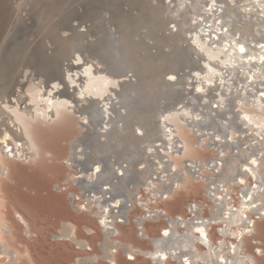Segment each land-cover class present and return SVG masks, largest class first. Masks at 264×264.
I'll return each mask as SVG.
<instances>
[{"label": "bare ground", "instance_id": "bare-ground-1", "mask_svg": "<svg viewBox=\"0 0 264 264\" xmlns=\"http://www.w3.org/2000/svg\"><path fill=\"white\" fill-rule=\"evenodd\" d=\"M9 1L12 5L18 2ZM23 1L26 4L19 0ZM68 2L57 0L52 11L56 6L59 12L66 9ZM77 2L72 6L77 11L88 4L86 0ZM100 2L104 9L109 7L104 0H96ZM120 2L123 6L118 11L122 12L114 25L122 23L121 29L116 31L102 21L106 28L96 25L95 33L85 22L79 24L80 30L88 27L93 37L90 31L75 27L77 20L71 14L56 21L47 11L50 7L44 5L48 15L43 14L49 18L36 29L38 38L48 54L54 49L51 56L55 58L67 51L61 58L66 63L57 61L51 69L43 51L33 52L35 36L34 43L21 48L24 52L16 56L17 61L4 62L5 69L0 71V176L9 172L10 162L45 153L36 138V119L50 121L62 112L76 113L78 131L69 139L64 156L65 180L81 192L70 196L75 214L87 213L98 220L105 238L98 243L101 254L77 257L72 264L98 259L117 264L120 249L127 260L141 256L150 264H260L257 257L263 249L247 252L245 237L252 244L262 242L252 234L255 220H264V0H150L146 11L156 17L153 20L148 15V24L153 20L152 26L156 23L158 27L149 26L158 32L155 40L170 39L169 48L186 56L180 60L197 64L186 72L185 65L170 61L169 67L177 72L164 77L161 72L166 69L167 56L173 55L171 50H159L162 56L156 51L145 65L146 46L153 43L141 49L140 33L132 34L133 38L139 35L138 44L130 42L138 40H130L128 33L129 28L140 27L134 21L136 5L134 0ZM96 3L94 8L101 12ZM128 5L134 10L126 9ZM21 9L12 12L1 42L16 27ZM89 17L96 20L101 16ZM168 20L172 27L166 26ZM148 35L146 31L147 41ZM98 41L103 48L106 43L109 51L94 45L90 52V45ZM62 42L72 47L66 45L65 50ZM62 44L64 53L58 56ZM70 52L72 57L67 59ZM99 53L110 54L106 59ZM112 61L128 73H117ZM149 65L154 69L148 70ZM180 97L182 101L174 102ZM158 99L163 101L156 104ZM206 149L215 156L206 159L200 155ZM191 179L202 182L204 196L210 201L209 216L203 214L205 205L196 200L186 202L188 218L156 205L177 190L189 189ZM140 188L147 192V200ZM4 204L0 188V255L10 258L2 264H13L19 252L4 235L12 231L2 211ZM137 206L143 211L132 223L137 228L135 236L147 240L151 248L116 238L120 232L116 223L129 224L130 212ZM161 222L165 225L158 228L157 235L146 229V223ZM213 226H217V242L210 232ZM29 229L26 227V233ZM84 229L91 230L88 225ZM58 231V238L70 239L78 248H90L87 241L77 238L76 224L62 221ZM24 254L30 260L27 249Z\"/></svg>", "mask_w": 264, "mask_h": 264}, {"label": "rangeland", "instance_id": "rangeland-1", "mask_svg": "<svg viewBox=\"0 0 264 264\" xmlns=\"http://www.w3.org/2000/svg\"><path fill=\"white\" fill-rule=\"evenodd\" d=\"M56 1L57 0H53L52 2L51 0H45V1L25 0L26 4H24V1L20 3L21 1L19 2L18 0L17 3L15 2L16 5L15 4L12 5L13 3L8 4V2H10L9 0H0V48H1L0 67L2 66L0 71H3L5 69L3 67L4 62L5 65H7L9 64L8 62L10 61H11L10 64L13 63L12 61H17L16 56L24 52L23 49L21 48H24L26 45H28V43L33 42L34 36H35L34 41H36V39L39 36V32L36 29L38 27L41 28L43 26L42 24L47 22L48 21L47 19L49 18V16L48 18H46L45 14H43L46 13V11H44V5H46V7H50V10L47 11L53 13V16L56 17V18L54 17L56 21L58 20L60 21L62 18L66 17L67 14L68 15L71 14L72 19L77 20L75 22L77 23L75 27H77L78 30H80L79 24H83L84 22L86 25H88L89 28L91 27L92 31H94L95 33L97 32L99 27L106 28V26L102 23V21H106L107 22L106 24L113 27L116 31L123 27V24L120 22L117 23L116 26L114 25V22L116 21V19H118L120 12H122L121 10L118 11V9H120V7L123 6L120 0H104V5H106V3H109V7H107L108 9L107 8L104 9V7H102L103 2H100L98 4L96 3V0H86V2H88L87 4L88 6L87 5H84L85 7L80 6L81 11L79 10L80 7L78 9L79 11H77L75 7L72 8V6L76 5L78 3L77 1L80 0H68L70 1L68 2L69 4H66L68 7L60 12L58 6H56L55 9H53L52 11V3L55 6L54 3ZM58 1L63 2L64 0H58ZM128 1L129 0H126V3H128ZM134 2L136 5V11H134V21H138L137 25L140 27L136 26L138 27V29L136 27H135L136 29H134V27L129 28L130 30L128 31V33H131L129 39L131 40V38H133L132 34L140 33V35H142V41H140L139 35H136L134 37L135 38L138 37L137 38L138 40H135L137 43L135 41L133 42V40H131L130 42L138 44L140 41L142 45L140 46L142 47L141 49L145 47L143 46L144 44L146 45L147 43H150L152 45L153 43L152 47L146 46V48L149 49L150 51V52L147 51L148 55L147 53L144 52L145 53L144 59L145 60L147 59V61L146 62L144 61L143 63L145 65H148L147 57H152V55H157L156 51L159 50L161 51L164 50L165 52H167V50L169 51L173 49V47H170L171 48L170 49L169 44L167 43V41H170V39L169 40L166 39V41L163 42L162 39L158 37L160 39L159 42L157 41V38L156 40L154 38L158 36L156 35L158 34V32L156 33L158 27L156 23H153L154 26H152L151 24L153 20L156 19L154 14H151L153 20L148 24V19H150L148 15H150V13L146 11V7H148L150 0H134ZM94 3H96L99 7H101V12H99L97 9L94 8ZM15 8L17 10L19 8L20 9L22 8L20 10L21 13L18 12L19 15L18 19L20 20L18 21L17 19L16 27L12 29L11 33L6 38V42L3 43L1 41L4 38L3 36L5 31L7 33L8 26L11 22V17H12L11 14L12 12L17 11ZM126 9L131 10L132 7L128 5ZM103 13H108V15L104 16ZM92 14H97L101 17L99 19L92 20L89 17ZM46 15H48V13H46ZM142 17H144V19H142ZM78 21H82V23H78ZM71 22L73 23L72 20L69 23ZM168 22L170 21L169 20L166 21L165 23L166 26L172 27L173 23L169 24ZM67 25L68 24L66 23V26ZM96 25H100V26L98 27ZM149 26H151L152 28L154 27V29L156 27V30L153 29L151 30L150 29L151 27ZM88 27L81 28L82 30L80 31H84V33H86L90 31ZM148 28L149 30H147ZM131 29L132 30L134 29V31H132ZM159 29L161 30V28ZM104 30L102 31V33H106L104 32ZM145 30L147 31V34L148 32L150 33L148 37L146 36L148 38V41L147 39L144 38V36L146 35ZM184 36H186V34H184ZM90 37H93L91 31H90ZM95 37L98 36H94V38ZM149 37H151V39ZM98 38L100 39V37ZM55 39L58 40V38ZM100 41L96 43H92V45H90V52H94V49H92L94 45L98 46V50L100 51H106V50L109 51V48L107 49L106 47V43H104V48L103 46H100L101 44ZM154 41L155 43L157 42L158 44H154ZM63 44L65 45V48L71 46L70 44L67 43H63ZM63 44L59 46V48L61 47V52H59L58 56H61L64 53L62 51V49H64L62 48L64 46ZM36 45H38V47ZM156 46L159 47L160 49H158ZM68 48L65 50H68ZM25 49L26 47L24 48V50ZM32 49L33 52L36 51L37 49L43 51L45 58L49 57V60L47 61V65L50 64L52 67L51 69H53L57 61L59 62L63 61V63H66V61L62 59H64L63 58L64 55L66 57L67 51L63 55V57L62 56L60 57V59H58L59 57L55 58L54 56H51V54L54 52V49L50 51V54H48L47 51H45L44 49L43 41H41V38L37 39V41L33 44ZM161 51L158 52L159 56H162V54L160 53ZM172 51H174V53H172ZM170 52L173 55L170 56L169 54H167L170 57L169 56H167L168 58L166 57L168 59L166 60L167 66L166 69L164 68L165 70H162L163 72H161L163 77L169 72H177V69H175L173 66L169 67L171 65L170 61H172V63L174 62L177 63V61H179V63H181L183 67L185 65L186 72L193 71L194 68L197 66L196 63L194 62L191 63V60L189 59L186 60L189 61L188 64L186 65L185 63L186 61H184V59H186L184 58L185 54L182 53L180 50H171L169 51V53ZM99 54L100 56H103L104 58L108 59L110 53H108V55H106V53H99ZM104 54L106 56H104ZM69 55H71V52L67 55L68 56L67 59L68 58L71 59L72 56ZM12 57H14V59ZM51 57L52 59H50ZM179 57L180 58L182 57L184 59L180 60ZM112 63H114V61H112ZM113 65L114 66L117 65V67H115L117 68L116 69L117 73H128L127 69H120V65H118V63H114ZM150 67L152 66L149 65L148 70L150 69ZM155 69L158 68L155 67ZM147 73H150V71H147ZM178 99H180L181 101L183 100L182 97H180L177 98L174 102H176ZM160 101H163V99H158L156 104H158ZM168 104L169 106H172L170 103ZM78 120H79L78 115L76 113H71V112H62L61 114L54 117L50 121H45L42 118L38 120L36 119L34 121L35 122L34 125L36 126V130H37L36 138L41 149L44 150L45 153L41 154L39 157L34 158L35 160L29 159L28 161L25 160L24 162L22 160H15L10 162L9 172L0 176V188L2 190V196L5 202L2 211L4 212V216L6 215L5 218L7 219L8 222L7 224L9 225L8 227H10L13 231V232L11 231L13 236L11 235V233L9 234L5 233L4 235L7 241L10 243V245H12L19 252V256L15 258L13 264H72L77 257L94 255V253L101 254V249L98 246V243L101 240H103V238H105L104 233L102 231V227L99 224L98 220H95L94 217L90 218L89 215H86L87 213L80 216L75 214V211L73 210L74 205L70 199V196L72 195V193L81 194V192L77 186L70 185L65 180V176H66L65 174L66 171H68L65 164V157L68 154V141L73 135L77 134L78 129L76 126V122ZM200 155H203V157L206 159H210L213 158V156H215V153L212 150L206 149L205 151L204 150L200 151ZM191 180L193 184L190 181L189 183L190 185L188 184L189 189L177 190L175 191V193H173L172 197H170L169 199H165L162 202H158L156 205L166 208L171 213L181 214L188 218L191 217V214L186 209V202L196 200L197 202L202 203L203 206L205 205L203 207L204 209L203 214L205 216H209V210L207 204H210L209 203L210 201L206 199V197L204 196L203 193L204 191L201 184L202 182L200 180L199 181L193 179ZM248 182L250 183L253 182L251 176L248 177ZM139 191L142 194V198H146L147 200L148 199L147 192L144 191L142 188H140ZM232 195L235 196V193H233ZM234 202L236 203L237 199H235ZM142 211L143 210L137 206L135 207V209H133L130 212V215L128 217L130 222L129 224H125V222L116 223V227L120 231L119 233L116 234V238L121 240L131 241L132 243L144 248H151V245L147 240H141L136 238L135 232L137 231V228H135V225L132 224L134 217L141 214ZM19 216H21L22 218L20 219ZM62 221L72 222L74 225L76 224L77 238L87 241L90 245V248H85V247L78 248L77 244L74 241L70 239L58 238L57 237L59 236L58 229L61 226ZM84 225H88L91 228V230L87 232L84 229ZM164 225H165L164 222L158 224H151V223L145 224L146 229L152 235H157L158 228ZM26 227H28V229L30 228L29 233H26ZM254 227H255V232L252 234V238L254 237L260 239L262 242L259 244L258 243L252 244L250 243L249 240L250 237H245L246 250L247 252L253 253V249H256L257 247L262 248L263 254L257 257V261L260 264H264V220L262 221L260 219H256L254 223ZM216 229L217 226H213L210 230L212 238L215 240V242L218 241L217 240L218 234ZM26 249L28 250L29 257L31 256L30 260L24 254ZM116 256H117L116 258L117 264H150L148 261L144 260L143 257L141 256H136L134 260H130V261L129 259L127 260L128 258L127 255L121 249L117 251ZM6 260H10V258L5 255H0V264L4 263ZM87 264H108V263H106L102 259H98V261L96 262L88 261Z\"/></svg>", "mask_w": 264, "mask_h": 264}]
</instances>
